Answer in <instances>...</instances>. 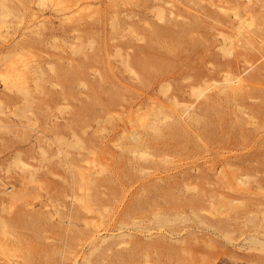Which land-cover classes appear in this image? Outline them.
<instances>
[{"label":"rangeland","instance_id":"374dc122","mask_svg":"<svg viewBox=\"0 0 264 264\" xmlns=\"http://www.w3.org/2000/svg\"><path fill=\"white\" fill-rule=\"evenodd\" d=\"M82 1H0V73L27 80L0 78V219L22 241L0 262L264 264V48L228 17L264 39V1ZM232 73L240 92L203 84ZM92 224L97 249L71 231Z\"/></svg>","mask_w":264,"mask_h":264},{"label":"bare ground","instance_id":"6f19581e","mask_svg":"<svg viewBox=\"0 0 264 264\" xmlns=\"http://www.w3.org/2000/svg\"><path fill=\"white\" fill-rule=\"evenodd\" d=\"M1 1V0H0ZM12 1V0H11ZM53 2V4H55L54 6H57V5H59V3H61L63 0H42V2ZM66 1H68V0H66ZM72 0H70V2H71ZM79 1H81V0H79ZM221 1V0H220ZM222 1H224V0H222ZM232 1H234V0H232ZM250 0H248V2H249ZM264 1V0H263ZM77 2V1H76ZM88 2V0H83L82 1V3H79L78 5H81V7L83 6V4H85V3H87ZM213 2V1H212ZM225 2V1H224ZM227 2V1H226ZM253 2V1H252ZM255 2V1H254ZM75 3V2H74ZM74 3H73V5L72 6H74ZM78 3V2H77ZM76 3V4H77ZM219 3V2H218ZM232 3H236L235 5L236 6H238V0H236V2H232ZM255 3H257V2H255ZM2 4V3H1ZM197 4V3H196ZM195 4V5H196ZM212 4H214V3H212ZM245 4H247V1L244 3V5ZM254 4V3H253ZM14 5V4H13ZM51 5V4H50ZM230 5H233V4H230ZM229 5V8L231 7ZM62 6V5H61ZM77 6V5H76ZM215 6V5H214ZM222 6H224V3H223V5ZM235 6V7H236ZM1 7H2V5H1ZM12 7V6H11ZM78 7V6H77ZM80 7V8H81ZM198 7V6H197ZM196 7V8H197ZM219 7V6H218ZM228 7V6H227ZM242 7H244V6H242ZM72 8V7H71ZM75 8V7H74ZM220 8V7H219ZM246 8V7H245ZM244 8V9H245ZM13 9V8H12ZM78 9H79V7H78ZM227 9V8H226ZM236 9V10H235ZM247 9L248 8H246V11H243L242 10V13H240L239 11H241V10H239V11H237V8H234V11H233V13L231 14V15H228V17L230 18V22L233 24V25H235L236 27L235 28H237L236 30H237V34L238 35H241V38H243L244 39V42H245V44L247 43V44H249V45H253L254 47H257L258 49H261V48H264V39H263V37L261 36V35H259L258 33H256V28H255V18H254V16L253 15H251V13H250V15H247V13L248 12H250L249 11V9H248V11H247ZM12 11H14V9L12 10ZM230 11H232L231 9H230ZM225 12V11H224ZM203 13H205V12H203ZM246 14V15H245ZM204 15V14H203ZM206 16V15H205ZM223 16V15H222ZM227 16V15H226ZM209 18V17H208ZM223 19V18H222ZM224 20V19H223ZM226 23V22H225ZM257 24H259V22H257ZM257 27V26H256ZM255 28V29H254ZM210 30V29H209ZM222 30V29H221ZM219 31H220V29H219ZM220 33V32H219ZM225 33V32H224ZM220 35V34H219ZM223 35V34H222ZM227 35H229V34H227ZM229 36H232V35H229ZM214 37V36H213ZM218 37V36H217ZM233 37H234V35H233ZM232 37V38H233ZM219 38V37H218ZM221 38V37H220ZM231 39V38H230ZM222 40H224V38H222ZM227 41V40H226ZM232 41H234V43H235V39L234 40H232ZM238 42H239V40H237ZM230 42V41H229ZM223 43V42H222ZM218 44V43H217ZM239 44V43H238ZM219 45H221V44H219ZM228 45H230V43L228 44ZM241 45V44H240ZM217 46V45H216ZM224 46H226V44L224 45ZM218 47H220V46H218ZM217 47V48H218ZM220 48H222V47H220ZM232 48H235V47H232ZM219 49V48H218ZM224 49V48H223ZM245 49V48H244ZM250 49L252 50V47H250ZM20 50V49H19ZM171 50V49H170ZM22 51V50H21ZM223 51V50H222ZM227 50L225 49V51L224 52H226ZM229 51L231 52V50H228L227 51V53H229ZM209 52V51H208ZM255 52V51H254ZM23 54H24V52H22ZM227 53H224V54H227ZM22 55V54H21ZM229 55H230V53H229ZM263 55V54H262ZM22 56H24V55H22ZM208 56V55H207ZM19 57V56H18ZM220 57V56H219ZM250 57V56H249ZM263 57V56H262ZM12 58H13V56H12ZM11 58V56H10V58L9 59H12ZM15 58V57H14ZM13 58V59H14ZM26 58V57H25ZM6 59V58H5ZM237 59V58H236ZM249 59V58H248ZM6 60H8V58L6 59ZM17 60V59H16ZM252 60V59H251ZM25 61H27V60H25ZM238 61H239V59H238ZM5 62H7V61H5ZM210 62V61H209ZM4 63V62H3ZM22 63V62H21ZM26 63V62H25ZM250 63V62H249ZM23 64V63H22ZM263 65L264 64H260V65H258L257 67H256V71H259L262 67H263ZM6 70H1V72L3 71V73H0V78H2V80H3V83L5 84V85H10V86H13V87H15V88H17V89H20V90H25V86H24V83H25V81H27V80H25L26 79V71L24 72V71H22V70H20V68H19V63L17 64V61H15V60H11L10 61V63H8V66H6ZM190 70V69H189ZM263 70H264V68H263ZM229 73V72H228ZM241 73V72H240ZM240 73H238V74H230V75H234V77L232 76H225L224 77V81L225 82H223V83H220L219 82V80H213V81H207V80H205L204 82H203V84L206 86V87H211V88H215V89H218V91H216V92H220V93H226V91H225V89H229L230 91H232V92H240L241 91V89L243 88L242 87V81L243 80H245V79H242V77H241V75H240ZM28 76V75H27ZM183 79V78H182ZM247 81V80H246ZM192 85V84H191ZM198 85H200L199 83H198ZM196 86V85H195ZM201 86V85H200ZM190 87H192V86H190ZM223 88V90H221ZM202 89H204V88H202ZM197 90V89H196ZM205 90H208L207 88L205 89ZM204 90V91H205ZM25 93V92H24ZM193 93H196V91H194ZM29 95V94H28ZM200 95H204V93L202 92L201 94L199 93V96ZM234 95V94H233ZM174 100V99H173ZM175 102V101H174ZM225 102V101H224ZM25 103H26V101H25ZM27 104V103H26ZM234 106V105H233ZM27 107V106H26ZM23 109L25 108V107H22ZM21 108V109H22ZM29 108V107H28ZM25 111H26V109H25ZM24 111V112H25ZM14 112V111H13ZM19 112V111H18ZM20 114V113H19ZM195 114V113H194ZM14 115H15V113H14ZM22 115H23V113H22ZM45 115V114H44ZM46 116V115H45ZM36 120V119H35ZM20 122V121H19ZM18 122V123H19ZM52 122V121H51ZM21 123V122H20ZM23 123V122H22ZM17 125V124H16ZM19 125V124H18ZM29 125V124H28ZM35 125H36V123H35ZM25 126V125H24ZM86 127V126H85ZM69 128H70V126H69ZM70 130V129H69ZM85 131H86V128H85ZM70 132H71V130H70ZM42 137V136H41ZM144 137H145V135H144ZM43 139H44V137H42ZM71 138H73V137H71ZM199 138V137H198ZM24 139V138H23ZM22 140V139H21ZM25 141V140H24ZM23 141V142H24ZM32 141V140H31ZM80 143H82V140L80 141ZM75 144V143H74ZM74 144H73V146H74ZM67 145V144H66ZM65 145V146H66ZM70 145V144H69ZM79 145V144H78ZM78 145H75V146H78ZM81 145V144H80ZM64 146V147H65ZM82 147V146H81ZM135 148V147H134ZM39 149V148H38ZM60 149V148H59ZM64 149V148H63ZM79 149V148H78ZM133 149V148H132ZM136 149V148H135ZM58 152V151H57ZM64 152H66V150L64 151ZM60 154V153H59ZM63 154V153H62ZM13 155V154H12ZM59 158V157H58ZM17 160V159H16ZM14 163L16 162V161H13ZM63 162V161H62ZM68 166V165H67ZM36 169V168H35ZM82 169V168H81ZM24 170V169H23ZM37 170V169H36ZM30 171H31V169H30ZM34 171V170H33ZM33 171H32V173H33ZM85 171V170H84ZM35 172V171H34ZM24 174H26V172H24ZM221 174V173H220ZM77 178H78V187L80 188V189H85V188H89V185L91 184V179L83 172V170H79L78 171V173H77ZM92 175V174H91ZM32 176L34 177V174H32ZM31 176V177H32ZM236 177V176H235ZM241 177V176H240ZM26 179H28V178H26ZM237 179V178H236ZM31 180V179H30ZM232 180H234V179H232ZM32 181V180H31ZM35 181V180H34ZM39 181H37V183H38ZM109 183V182H108ZM226 183V182H225ZM227 184V183H226ZM239 184H240V182H239ZM242 184V183H241ZM25 185V184H24ZM37 185H39V183L37 184ZM190 186V185H189ZM189 186H187V187H189ZM197 186V185H196ZM196 186H193V187H196ZM230 187V186H229ZM35 188H36V186H35ZM34 188V189H35ZM246 188V187H245ZM73 190V189H72ZM194 190H195V188H194ZM247 190V189H246ZM28 191V190H27ZM13 192V191H12ZM19 191L17 190V193H10V194H12V198H13V201H16V200H18V199H20V192L18 193ZM29 193V192H28ZM31 193V192H30ZM29 193V194H30ZM34 193V192H33ZM88 193H90V191L88 192ZM87 193V194H88ZM7 194H9V193H7ZM32 197L33 196H35V195H32V194H30ZM86 195V194H85ZM31 196H28L27 195V197H30L31 199H34V198H32ZM36 196H37V198H38V196L39 195H37V193H36ZM36 196H35V198H36ZM73 197V196H72ZM36 198V199H37ZM74 199L73 200H76L78 203H80L82 206H83V208L85 207L87 210H92L93 208H92V206L90 205V202H92V201H90V202H88V201H86L87 199H83V197L82 196H74L73 197ZM29 199V198H28ZM21 200V199H20ZM35 200V199H34ZM19 201V200H18ZM17 201V202H18ZM33 201V200H32ZM72 201V200H71ZM212 201V200H211ZM218 202V201H217ZM216 202V203H217ZM222 202V201H221ZM232 202V201H231ZM14 202H12L10 205H12ZM28 203V202H27ZM36 203H38L37 201H36ZM93 203V202H92ZM215 203V204H216ZM5 204V203H4ZM3 204V206L5 207V205ZM39 205L41 204V203H38ZM37 204V205H38ZM215 204L213 205L215 208H218V207H216L215 206ZM220 204V203H219ZM2 205V204H1ZM9 205V206H10ZM25 205V204H24ZM28 205V204H27ZM98 206V205H97ZM33 207H35V205H33ZM80 207V206H79ZM221 207V206H220ZM2 209H4V208H2ZM5 210V209H4ZM4 210H2V212L4 211ZM30 210V209H29ZM12 211V210H11ZM10 214V213H9ZM59 214V213H58ZM63 214V213H62ZM68 214V213H67ZM61 215V214H60ZM38 216V215H37ZM41 216H43V215H41ZM40 216V217H41ZM27 217H29V216H27ZM49 217V216H48ZM52 217H54V216H52ZM52 217H51V219H52ZM1 218V217H0ZM42 218V217H41ZM62 218V217H61ZM60 218V219H61ZM3 220H4V218H2ZM2 219H0L1 221H0V256H2L4 259L6 258V259H8L9 258V256H11V255H14V254H16L15 252L17 251V247L19 246H14L15 244H17V242H19L20 243V246H21V243H22V241H21V239L19 240L18 239V237L16 236V231H11L10 230V228H9V225H7L4 221H2ZM38 219H39V217H38ZM44 220H45V218H44ZM56 221H57V219H56ZM62 221V220H61ZM60 221V222H61ZM74 221V220H73ZM76 222V221H75ZM46 223V222H45ZM61 224V223H60ZM56 225V224H55ZM88 225V224H87ZM213 226V225H212ZM12 227V226H11ZM13 228V227H12ZM50 228V227H49ZM66 229V228H65ZM69 229H71V228H69ZM212 229V228H211ZM68 230V229H67ZM45 231V230H44ZM59 231V230H58ZM72 232H73V236H75L76 238H77V240L78 241H80L81 240V238L82 237H86V238H88V239H90V241L91 242H95V239L97 238V235L99 234V232H100V229L98 228V225H96V224H92L91 226H87L86 227V229L85 228H83V229H80V228H74V229H72L71 230ZM15 232V233H14ZM47 232V231H46ZM35 233V232H34ZM123 234V233H122ZM24 236V235H23ZM35 236V235H34ZM25 237V236H24ZM40 237V236H39ZM45 240H44V242L43 243H41V245L39 246V247H35V248H30V249H27V247L26 248H24L25 250H27V251H42V250H44L47 246H50V245H54V244H57V243H61V240L59 239V238H56V237H53V236H45ZM75 238V239H76ZM74 238H71V240H73ZM75 239H74V241H75ZM107 238H105V237H103V238H101V240L100 241H102V242H104L105 240H106ZM83 240H84V238H83ZM33 241V240H32ZM115 242V241H114ZM65 243V242H64ZM32 244V243H31ZM65 245H66V243H65ZM94 246H93V248H95V249H97V247H99L100 246V244H99V242H96V243H94L93 244ZM16 247V248H15ZM33 247V246H32ZM63 247H65V246H63ZM20 248H22V247H20ZM20 248H18V249H20ZM61 249V248H60ZM20 251L21 252H24V250H22V249H20ZM81 251V250H80ZM79 251V252H80ZM19 253V252H18ZM72 253V252H71ZM78 254V253H77ZM131 255V254H130ZM15 256V255H14ZM20 256V255H19ZM19 256H17V258L19 257ZM28 256V255H27ZM50 256V255H49ZM76 256V255H75ZM23 257V256H22ZM46 257V256H45ZM77 257V256H76ZM28 258V257H27ZM15 259V258H14ZM18 260H20V258L18 259ZM21 260H23V258L21 259ZM33 260V259H32ZM16 261V260H15ZM24 261V260H23ZM146 261V260H145ZM7 263V262H6ZM0 264H3L2 262H0ZM9 264H13L12 262H10ZM15 264V263H14Z\"/></svg>","mask_w":264,"mask_h":264}]
</instances>
